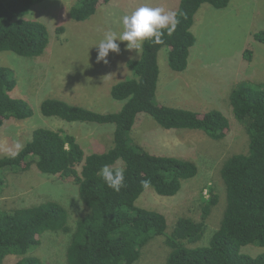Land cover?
<instances>
[{
    "label": "trees",
    "instance_id": "16d2710c",
    "mask_svg": "<svg viewBox=\"0 0 264 264\" xmlns=\"http://www.w3.org/2000/svg\"><path fill=\"white\" fill-rule=\"evenodd\" d=\"M41 1L0 0V52L28 57L44 52L49 43L46 25L24 18L30 7ZM108 1L76 0L70 6L69 16L83 21ZM228 2L179 0V23L172 34L164 30L163 43L146 39L140 57L126 61L133 76L110 87L111 97L123 102L118 111L100 113L57 98L41 102L40 111L46 117L67 122L113 123V144L106 152L85 154L73 134L38 127L18 155L0 157V193L7 184L5 169L18 171L33 165L43 174L72 179L87 208L73 226L67 208L58 201L12 210L0 208V264L8 255L20 256L11 264H40L37 257L26 253L38 244L44 231L71 232L67 264H133L143 247L157 236H164L169 248L164 264H264V251L256 256L240 252V247L248 244L264 247V81L242 83L229 98L233 117L245 127L247 151L229 155L221 164L225 207L207 244L196 245L206 228L205 217L216 203L212 192L203 206L201 220L178 217L169 233L162 213L136 205L145 189L152 188L160 196H174L182 181L197 173V165L191 160L149 153L131 141L128 132L139 113L150 115L164 129L200 130L214 140L222 139L229 128L228 119L219 110L197 112L155 100L158 51L167 47L169 67L185 70L195 43L191 32L195 14L205 3L224 8ZM253 37L264 43V30L255 32ZM244 57L250 60L249 49ZM14 86L9 69L0 66V127L8 119L21 120L32 115L24 100L9 95ZM105 165L124 169V185L119 191L109 188L101 178Z\"/></svg>",
    "mask_w": 264,
    "mask_h": 264
},
{
    "label": "rangeland",
    "instance_id": "374dc122",
    "mask_svg": "<svg viewBox=\"0 0 264 264\" xmlns=\"http://www.w3.org/2000/svg\"><path fill=\"white\" fill-rule=\"evenodd\" d=\"M75 1L43 0L32 5L24 16L47 27L49 43L42 54L28 57L0 52V66L7 67L15 80L9 95L24 100L32 110L31 116L8 119L0 127V157L17 151L16 145H24L38 127L73 134L85 154L106 152L113 144V123L67 122L46 117L40 111V104L44 99L57 98L100 113L118 111L123 102L111 97L110 87L133 76L126 61L139 58L141 50L137 53L126 47L127 41H116L120 51L110 50L105 64L97 61L96 44L106 31L119 36L123 31L122 17L139 6L148 4L176 11L179 2L109 0L89 18L74 21L69 9ZM59 27L61 31L57 30ZM260 30H264V0H229L224 8L205 3L191 26L195 43L190 48L186 69L172 70L167 62V47L158 51L156 102L197 112L219 110L229 121L222 139H211L200 130L164 129L146 113L137 115L128 132L131 141L149 153L177 156L197 165L195 176L183 180L174 196H160L147 188L136 200L137 206L165 216L166 232L171 231L178 217L201 220L206 200L211 192L216 195V203L205 217L204 234L196 245L208 243L222 217L225 207V186L219 172L222 162L229 155L247 151L245 127L233 117L229 98L242 83L264 81V43L253 37ZM247 49L251 51L250 60L244 57ZM3 173L7 184L0 193V208L12 210L58 201L67 208L72 226L87 210L72 179L43 174L33 165L18 171L5 169ZM70 234L44 231L38 244L31 246L26 255L37 257L40 264H67ZM164 240V236L150 240L133 264H164L169 251ZM263 251L264 247L255 244L240 247L241 253L251 256ZM18 257L8 255L1 264H11Z\"/></svg>",
    "mask_w": 264,
    "mask_h": 264
},
{
    "label": "clouds",
    "instance_id": "9594fccd",
    "mask_svg": "<svg viewBox=\"0 0 264 264\" xmlns=\"http://www.w3.org/2000/svg\"><path fill=\"white\" fill-rule=\"evenodd\" d=\"M123 31L118 36L116 32L106 31L103 38L99 41L97 61L108 63L107 57L109 51L118 53L120 51L119 45L116 41H127L126 47L128 49H135L137 53L142 49L143 42L146 39H153L155 43H163L162 37L167 31L171 35L179 23L177 19V12L168 10L163 7H152L144 4L136 8L131 14L122 17ZM17 151L10 153L11 156L19 154L23 145H16ZM101 178L105 184L115 191H119L124 185V169H113L107 165L101 169ZM148 182L145 181V186Z\"/></svg>",
    "mask_w": 264,
    "mask_h": 264
}]
</instances>
